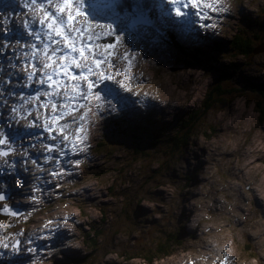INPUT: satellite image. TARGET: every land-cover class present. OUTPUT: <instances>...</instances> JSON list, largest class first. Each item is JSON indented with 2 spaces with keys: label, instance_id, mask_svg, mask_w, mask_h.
I'll use <instances>...</instances> for the list:
<instances>
[{
  "label": "rangeland",
  "instance_id": "374dc122",
  "mask_svg": "<svg viewBox=\"0 0 264 264\" xmlns=\"http://www.w3.org/2000/svg\"><path fill=\"white\" fill-rule=\"evenodd\" d=\"M145 1L151 4L145 11L134 5L125 11L146 16L149 25L128 28L108 15L90 14L112 23L124 41L118 52L135 57L126 75V63L117 61L122 75L116 79L131 90L106 82L114 89L107 96L112 110L92 117L88 149L78 157L81 166L65 163L70 174L55 179L49 173L60 165L47 163L44 153L52 141L41 128L27 127L25 112L13 118L8 111L13 103L19 110L20 97L34 95L38 87L23 86L25 71L11 67L17 63L13 52L31 42L22 21L32 13L25 0H0V42L11 45L0 48V91L19 94L6 97L8 104L0 107V131L13 149L0 156L5 198L0 201V264H146L141 249L168 233L176 245L149 264H222L225 256L229 264H264V0H223L227 11L211 13L207 21L176 18L166 0ZM90 4L85 0L89 13ZM158 31L172 34L154 41ZM173 35L182 52L171 47ZM231 38L248 39L251 49L237 53ZM193 49L205 56L203 65L190 58ZM217 70L230 75L221 87L232 91L196 122L179 159L159 169L168 137L180 130L186 112L199 106L219 78ZM128 77H133L130 83ZM26 106L33 115L44 111ZM148 121L158 132L133 139L132 129L147 127ZM122 209L131 216L126 224L123 216H115ZM92 229L107 243L113 241L112 250L87 253L84 235Z\"/></svg>",
  "mask_w": 264,
  "mask_h": 264
},
{
  "label": "snow or ice",
  "instance_id": "6c2138e0",
  "mask_svg": "<svg viewBox=\"0 0 264 264\" xmlns=\"http://www.w3.org/2000/svg\"><path fill=\"white\" fill-rule=\"evenodd\" d=\"M166 2L171 6V12L176 18L195 16L200 21H207L213 18L211 13L218 16L227 11L223 0ZM25 7L32 15L30 19L22 21V27L31 37V42L19 45L22 52H13L17 63L11 67H22L25 71L23 86L36 84L38 87L34 95L20 97L23 102L19 110L13 103L8 111L13 118L19 115V111L25 112L27 127H39L47 134L45 138L52 143L44 145L47 153L45 160L60 165L59 169L54 168L49 175L60 179L70 174V171L63 167L65 163L72 169L79 168L83 163L78 157L88 149L92 117L98 118L103 111L112 110L111 101L107 96L111 95L114 89L108 87L106 82L117 83L124 91L131 90L125 80L116 79L122 75L117 69V61L123 60L126 63L127 66L123 70L126 75L133 66L135 57L129 51L123 54L118 52L124 41L112 23H100L96 19H90V14L108 15L128 28L149 25L151 21L146 16L129 15L122 0H91V13L85 11V0H25ZM199 26L216 27L211 23H200ZM163 37L164 33L158 31L153 40L159 41ZM9 47L10 44L0 42V48ZM9 75L17 73L10 71ZM131 79L133 77H128L129 83ZM6 84H10V81H6ZM101 85L104 87L101 88ZM11 95L19 94H12L10 88L0 91V107L8 104L6 97ZM26 105L44 111L33 115L32 107ZM69 117L71 119H68ZM33 120L42 122L35 124ZM0 146H5L0 148L2 157L9 156L13 151L2 131ZM22 155H27V152ZM73 156L77 158L72 159ZM59 186L56 185L57 188ZM4 199V196L0 195V201ZM32 199L35 200V196ZM222 264H229L227 256Z\"/></svg>",
  "mask_w": 264,
  "mask_h": 264
},
{
  "label": "trees",
  "instance_id": "16d2710c",
  "mask_svg": "<svg viewBox=\"0 0 264 264\" xmlns=\"http://www.w3.org/2000/svg\"><path fill=\"white\" fill-rule=\"evenodd\" d=\"M122 3L125 5V8H129L130 6H138L140 8H143L145 11V8H150V5L147 4L145 0H122ZM150 3V2H149ZM150 18H155L153 14H151L150 9ZM149 18V17H148ZM166 30V29H165ZM169 33L172 34L170 31H164V34ZM228 43L235 47L237 53L250 50L251 45L248 41V39H243L241 41L234 40L233 38L229 39ZM171 47L175 48L178 51H183L182 46L175 41V38L173 37V40L171 41ZM190 55V58L193 59V61L196 64H202L200 61V58H205V56L201 55L199 52V49H193L191 52H188ZM205 54V53H204ZM203 65V64H202ZM228 69V68H227ZM229 70V69H228ZM218 71V70H217ZM225 71V70H222ZM231 72V70H229ZM218 76L221 79L215 80V82L203 93V96L200 100L199 106L197 108L189 109V111L186 112L185 116L180 119V122L178 126L180 127V130L168 137V145L166 146L165 150L163 151V154L161 156L160 163L158 165L159 169L164 168V164L168 161H175L179 159V156L181 153H179L189 142V137L192 132L193 127L195 126L196 122L198 120H202L204 117V114L206 111L212 107L217 106V100L219 97L223 96V93L230 92L232 89L230 88H222L221 85L223 82H227L230 79V75H224L218 71ZM221 73V74H219ZM264 86V85H263ZM262 87V86H260ZM264 96V93L262 94ZM147 127H134L132 129L131 135L132 138L135 139L137 136H142L143 133L145 135H149V132L152 131L150 136L156 134L158 130L160 129H154V124L151 121H148V123L145 125ZM125 130L121 129L120 133L124 134ZM148 131V132H147ZM119 135V133H118ZM156 140V138H154ZM154 141H152L153 143ZM167 172V169L164 170V173ZM154 176V175H153ZM126 209H122L120 213H116L115 216H123L124 221L123 223L126 224V221L131 218V216H128L126 214ZM99 220L101 222L104 221V214L100 215ZM127 226V225H126ZM84 235V243L87 246V253L90 255L92 253L98 252L99 250H102L104 248H109L107 250H112L111 248L114 246L113 241L106 242V237L98 236L100 234L99 230L92 229L89 232L85 233ZM176 245V239L174 235L171 233H168L166 235H162L159 238H156L153 240V245L151 248H143L141 249L139 253V257L145 261L146 264H149L153 259H159L162 256H166L170 254L171 247ZM111 251H106V253H110ZM115 253V251H112ZM136 256V255H135ZM138 257V256H137Z\"/></svg>",
  "mask_w": 264,
  "mask_h": 264
},
{
  "label": "bare ground",
  "instance_id": "6f19581e",
  "mask_svg": "<svg viewBox=\"0 0 264 264\" xmlns=\"http://www.w3.org/2000/svg\"><path fill=\"white\" fill-rule=\"evenodd\" d=\"M147 4L148 5H150V3L149 2H147ZM10 10V9H9ZM18 50V49H17ZM18 87V86H17ZM68 119H70V118H68ZM58 151V150H57ZM65 151H67V150H65ZM43 153V152H42ZM44 153H46V152H44ZM48 163V162H47ZM33 165V164H32ZM44 165V164H43ZM38 170V169H37ZM36 172V171H35Z\"/></svg>",
  "mask_w": 264,
  "mask_h": 264
},
{
  "label": "water",
  "instance_id": "95a60500",
  "mask_svg": "<svg viewBox=\"0 0 264 264\" xmlns=\"http://www.w3.org/2000/svg\"><path fill=\"white\" fill-rule=\"evenodd\" d=\"M260 50H256V52H259ZM2 212V211H1Z\"/></svg>",
  "mask_w": 264,
  "mask_h": 264
}]
</instances>
